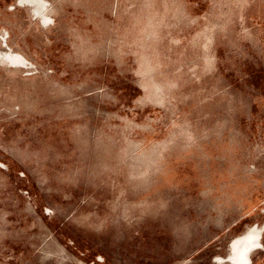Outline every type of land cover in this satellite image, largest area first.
I'll list each match as a JSON object with an SVG mask.
<instances>
[{
    "label": "rangeland",
    "instance_id": "rangeland-1",
    "mask_svg": "<svg viewBox=\"0 0 264 264\" xmlns=\"http://www.w3.org/2000/svg\"><path fill=\"white\" fill-rule=\"evenodd\" d=\"M257 226L264 0H0V264H230Z\"/></svg>",
    "mask_w": 264,
    "mask_h": 264
},
{
    "label": "bare ground",
    "instance_id": "bare-ground-1",
    "mask_svg": "<svg viewBox=\"0 0 264 264\" xmlns=\"http://www.w3.org/2000/svg\"><path fill=\"white\" fill-rule=\"evenodd\" d=\"M263 232L264 226L250 229L244 236L233 241L228 260L220 259L219 261H228L230 264H252L251 255L263 247L261 242Z\"/></svg>",
    "mask_w": 264,
    "mask_h": 264
}]
</instances>
